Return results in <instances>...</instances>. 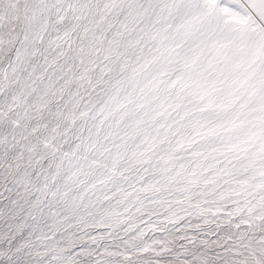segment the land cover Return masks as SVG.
<instances>
[{
    "label": "snow or ice",
    "instance_id": "obj_1",
    "mask_svg": "<svg viewBox=\"0 0 264 264\" xmlns=\"http://www.w3.org/2000/svg\"><path fill=\"white\" fill-rule=\"evenodd\" d=\"M0 264H264V0H0Z\"/></svg>",
    "mask_w": 264,
    "mask_h": 264
}]
</instances>
